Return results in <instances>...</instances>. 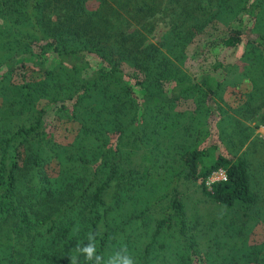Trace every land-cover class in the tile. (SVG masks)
Returning a JSON list of instances; mask_svg holds the SVG:
<instances>
[{
  "label": "trees",
  "instance_id": "1",
  "mask_svg": "<svg viewBox=\"0 0 264 264\" xmlns=\"http://www.w3.org/2000/svg\"><path fill=\"white\" fill-rule=\"evenodd\" d=\"M214 20L228 30L203 42L208 63L191 74L189 47ZM159 24L169 29L153 42ZM234 75L253 87L235 111L264 123V0H0V264H95L80 251L90 236L101 264L122 249L135 264H264V243L212 258L179 189L200 182L244 216L256 202L215 99ZM188 99L193 110L177 109ZM51 111L80 123L67 147L47 128ZM140 146L146 161L134 164ZM164 166H177L166 189L133 208ZM219 169L227 181L208 188Z\"/></svg>",
  "mask_w": 264,
  "mask_h": 264
},
{
  "label": "rangeland",
  "instance_id": "2",
  "mask_svg": "<svg viewBox=\"0 0 264 264\" xmlns=\"http://www.w3.org/2000/svg\"><path fill=\"white\" fill-rule=\"evenodd\" d=\"M168 29V26L159 24L156 28L157 32L151 36L150 40L153 42L160 41L163 34ZM227 30V27L217 20L207 24L202 34H199L200 36L197 39L199 42H193L189 47L190 54L187 60V69L191 74H198L197 72H201L202 69H205L208 63L207 58L203 55V52L205 53L203 42L216 37V35L225 33ZM210 53L212 54V52ZM211 54L208 55L209 61L212 59L210 58ZM252 88V84L247 78L234 75L233 78L230 79V82L224 85V90L215 98L218 106L224 110L227 115L225 118L226 121L223 122V128L226 131L224 135L228 138L232 137V141L237 143L236 149L233 150H235L239 156L247 159L249 163V170L252 178V191L256 195V202L246 210L247 216H244L246 213H244L241 207L228 211L225 206L207 196L203 192L200 182L183 180L179 183L181 196L184 200L189 222L191 224V232L197 236L198 241H200L204 247H211L212 258L219 255L222 257L224 253L233 248L234 242L239 243V245L246 242L252 246H258L264 243V123L259 120V114H257V116L250 115L246 109H244V111H235V109H238L240 105H243L247 101L248 94L252 91ZM2 102L3 98L0 97V104ZM261 102L262 100H258L252 103L249 108H258L257 105ZM194 108V102L190 99L183 101L177 106V109L184 111L193 110ZM259 111L260 114H262L264 107ZM55 115V111H51L46 117L45 121L48 123L47 128H52V132L59 144L67 147L74 141L76 135L79 133L80 123L65 118L57 119ZM215 117L218 119V114H216ZM160 132L162 133V131ZM241 132L251 133V137L249 136L247 140L245 138L240 139ZM171 134H173V132L170 131L167 133L169 138H163L169 144L170 142L172 143ZM160 136L162 138V135ZM174 140H178L176 141L177 144L184 142L182 138L179 137H175ZM231 145L234 146L233 143H231ZM160 148L164 147L160 146ZM154 152L156 153L154 154L153 162L159 164L166 160V150L165 152L160 150ZM171 153L177 152L174 150ZM144 155L145 152L140 146V148L135 151V154L132 155L134 160L133 163H145L146 159ZM168 161H170V158ZM57 162V158H53L50 162L51 168L58 167ZM176 167L175 169H177ZM166 169V166L156 168L159 174L153 180L151 190L139 194V204H137L138 206H133V208H143L151 204L159 193L166 189L168 182H170L169 174L175 171L172 166L169 172H166ZM133 208L130 207L128 211H131ZM155 209V213L152 216L157 217L161 211L160 206H156ZM150 227L153 228V223L150 224ZM238 230L240 232H238ZM251 264L259 263L253 262Z\"/></svg>",
  "mask_w": 264,
  "mask_h": 264
},
{
  "label": "clouds",
  "instance_id": "3",
  "mask_svg": "<svg viewBox=\"0 0 264 264\" xmlns=\"http://www.w3.org/2000/svg\"><path fill=\"white\" fill-rule=\"evenodd\" d=\"M89 239L92 242L80 249V251L86 254V258L89 261H94L95 264H101L102 257L96 254V244L94 242V238L90 236ZM107 264H135V260L132 255L128 253L127 249H122L110 257Z\"/></svg>",
  "mask_w": 264,
  "mask_h": 264
},
{
  "label": "built area",
  "instance_id": "4",
  "mask_svg": "<svg viewBox=\"0 0 264 264\" xmlns=\"http://www.w3.org/2000/svg\"><path fill=\"white\" fill-rule=\"evenodd\" d=\"M228 179V174L225 169H219L216 171H213L210 176L206 180V186L208 188H211L212 185L218 182H225Z\"/></svg>",
  "mask_w": 264,
  "mask_h": 264
}]
</instances>
